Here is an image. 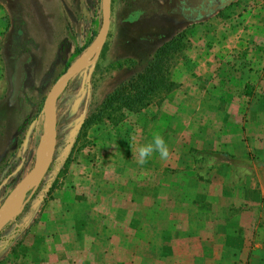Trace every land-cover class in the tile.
<instances>
[{"label":"rangeland","instance_id":"1","mask_svg":"<svg viewBox=\"0 0 264 264\" xmlns=\"http://www.w3.org/2000/svg\"><path fill=\"white\" fill-rule=\"evenodd\" d=\"M171 9L168 0H110L109 27L96 60L55 93L52 156L46 168L20 190L7 212V221L0 229V264H43L55 258L60 264H73V259L76 264H84L99 255L106 240H124L126 236L131 241L132 235L125 234L126 227L124 234L118 233L120 227L109 223L114 224L115 209L125 211L119 218L124 223L130 219L131 224L132 214L137 212L136 221L146 226L157 216L160 224L165 223L164 216L173 217L169 224L175 226L180 224L176 213L182 209L196 211L194 204L178 198H148L151 182L147 173L153 159L140 165L133 158L131 145L150 142L152 130L159 132L168 146L178 148L174 155L179 159L188 154L180 149L188 144L184 136L164 137L167 127L182 124L172 120L169 107H163L164 98L138 112L82 126L104 95L147 60L140 57L143 53L128 50L126 39L131 37L144 46L152 42L154 47L159 40L174 36L175 27L183 26L179 31L182 48L173 55L169 71L175 83L174 78L183 76L177 67L182 66L184 51L190 49L192 40L204 33L208 36L204 47H212L222 23L236 21L235 15L242 12L225 6L188 22L172 14ZM100 20V0H0V204L40 159L47 144L43 99L56 78L83 54ZM135 52L140 58H133ZM22 53L29 55L24 64L25 77L21 90L11 100L13 65ZM127 53L129 57L123 58ZM235 59L228 63L239 66L243 62ZM260 92L262 89L253 95L260 96ZM178 111L182 115L186 109L179 107ZM211 111L208 109L204 116L211 119ZM162 115H166L164 120ZM189 140L192 146L198 143L195 138ZM205 155V159H213ZM243 171L239 169L238 173ZM159 187L165 192V185ZM174 188L169 186L171 192ZM117 192L121 195L118 199L109 196ZM207 204L201 208L207 210ZM107 228L113 231L105 232Z\"/></svg>","mask_w":264,"mask_h":264},{"label":"crops","instance_id":"2","mask_svg":"<svg viewBox=\"0 0 264 264\" xmlns=\"http://www.w3.org/2000/svg\"><path fill=\"white\" fill-rule=\"evenodd\" d=\"M233 1L227 7L233 12L242 10L241 14L235 15L236 21L222 23L212 47H204L208 37L204 33L192 40L190 49L184 51L182 66L177 67L183 76L174 78V88L163 99L172 120L186 123L167 127L164 137L184 136L188 144L180 149L188 154L179 159L174 155L178 148L168 146L169 158L161 160L155 153L147 173L151 182L148 198H178L194 204L196 211L176 213L180 224L175 226L169 224L173 217L164 215V224L158 223L157 216L146 226L136 221L137 212H133L131 224L130 219L124 223L119 218L125 211L115 209L114 224L107 222L118 225V233L124 234L126 227L131 241L126 236L124 240H106L99 255L84 264H264V0ZM182 28L175 27L173 34ZM169 38L159 40L154 47L152 42L144 46L131 37L124 43L128 50L148 58ZM136 52L133 58H140ZM231 58L243 62L232 66L228 63ZM259 89L261 95L254 96ZM179 107L186 109L182 115ZM208 109L212 110L211 119L204 116ZM162 116L164 120L166 115ZM189 138L198 143L190 145ZM205 153L213 159H205ZM161 185H165V192L160 191ZM170 185L175 187L172 192ZM109 196L121 197L118 192ZM137 199L140 201V195ZM206 203L208 209H202ZM56 259L43 264H60Z\"/></svg>","mask_w":264,"mask_h":264},{"label":"water","instance_id":"3","mask_svg":"<svg viewBox=\"0 0 264 264\" xmlns=\"http://www.w3.org/2000/svg\"><path fill=\"white\" fill-rule=\"evenodd\" d=\"M178 13L186 19L196 20L198 18L207 16L214 11L213 6H202L195 10H189L183 5H179ZM100 26L93 38V40L86 47L83 54L73 60L67 68L60 74L48 89L43 102H42V115L45 122L47 144L46 147L34 167L23 176L6 194L0 204V229L7 221V212L12 206L14 197L22 190L29 181L35 179L49 163L55 141V113H54V96L56 91L64 85V83L73 77L76 73L90 66L96 60L99 51L105 40L110 18V0H100ZM27 53L20 54L13 65L11 74V92L10 99L13 100L22 88L23 80L25 77L24 64L27 62Z\"/></svg>","mask_w":264,"mask_h":264},{"label":"trees","instance_id":"4","mask_svg":"<svg viewBox=\"0 0 264 264\" xmlns=\"http://www.w3.org/2000/svg\"><path fill=\"white\" fill-rule=\"evenodd\" d=\"M181 33L158 45L143 66L113 87L83 121L87 126L102 119L113 120L125 112H138L153 102H161L175 86L170 79L172 58L181 48Z\"/></svg>","mask_w":264,"mask_h":264},{"label":"clouds","instance_id":"5","mask_svg":"<svg viewBox=\"0 0 264 264\" xmlns=\"http://www.w3.org/2000/svg\"><path fill=\"white\" fill-rule=\"evenodd\" d=\"M131 145V144H130ZM133 158L140 165L146 164L155 153L159 154L161 160H167L170 156L169 147L159 132L152 133V140L145 144H140L137 147H132ZM210 161V165H211Z\"/></svg>","mask_w":264,"mask_h":264},{"label":"flooded vegetation","instance_id":"6","mask_svg":"<svg viewBox=\"0 0 264 264\" xmlns=\"http://www.w3.org/2000/svg\"><path fill=\"white\" fill-rule=\"evenodd\" d=\"M233 0H168V3L172 5L171 13L175 14L176 16L180 17V19L184 21H191V19H186L183 16H181L177 9L179 5H183L185 8L189 10H195L197 8H200L202 6H213L214 11L221 9L227 5H229ZM213 11V12H214ZM209 15V14H208ZM195 20V19H194ZM28 60V58H27Z\"/></svg>","mask_w":264,"mask_h":264},{"label":"bare ground","instance_id":"7","mask_svg":"<svg viewBox=\"0 0 264 264\" xmlns=\"http://www.w3.org/2000/svg\"><path fill=\"white\" fill-rule=\"evenodd\" d=\"M16 199H17V198H16V197H14V201H13L12 205H14V204H15V201H16Z\"/></svg>","mask_w":264,"mask_h":264}]
</instances>
